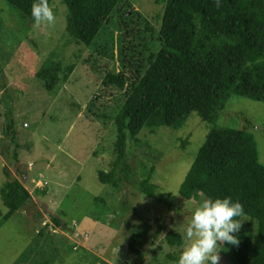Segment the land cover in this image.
I'll return each instance as SVG.
<instances>
[{"label":"rangeland","instance_id":"374dc122","mask_svg":"<svg viewBox=\"0 0 264 264\" xmlns=\"http://www.w3.org/2000/svg\"><path fill=\"white\" fill-rule=\"evenodd\" d=\"M128 1L158 27L163 0ZM50 6L55 24L30 27L0 0V49H5L0 50V189L10 177L23 182L31 194L27 205L7 219L0 198V264H30L43 257L51 264H176L184 244L169 246L165 236L174 231L183 238L192 211L203 198L170 207L166 193L177 195L211 128H243L238 113L252 122L249 133L264 165V102L230 95L210 121L191 113L179 127H144L129 143L132 180L119 189L103 184L97 172L111 167L116 131L111 123L86 117L85 111L104 70L119 69L117 45L112 61L69 41L67 6L63 0H52ZM47 61L74 66L52 91L37 77ZM11 117L13 131L8 129ZM145 178L159 185L162 199L141 192L139 183ZM125 198L131 201L134 215L149 222L161 219L160 235L156 225L148 232L144 262L127 248L129 232L121 206ZM55 217L60 227L53 222ZM133 221L139 223L138 217ZM241 230L242 226L239 240ZM236 247L225 245L219 264H237Z\"/></svg>","mask_w":264,"mask_h":264},{"label":"trees","instance_id":"16d2710c","mask_svg":"<svg viewBox=\"0 0 264 264\" xmlns=\"http://www.w3.org/2000/svg\"><path fill=\"white\" fill-rule=\"evenodd\" d=\"M4 1L23 23L34 24L31 8L36 0ZM63 2L69 41L93 48L112 61L117 45L119 69L104 70L85 111L86 117L111 123L116 131L111 167L97 172L103 184L119 189L132 180L129 143L144 127H179L191 113L210 121L230 95L264 102V0H163L158 27L128 0ZM73 70V65L65 66L62 61H47L37 77L52 91ZM238 115L244 120L243 128L209 130L177 195L166 193L165 203L172 207L173 203L215 196L239 200L248 220L242 221V238L235 248L237 264H264V165L249 133L252 122L243 113ZM8 129L15 130L12 117ZM139 188L152 199H162L159 185L149 178L141 180ZM0 198L7 219L27 205L31 194L23 182L9 177ZM121 206L129 232L127 248L144 262L148 232L156 225V235H160L161 219L149 222L134 215L128 198ZM53 222L62 225L56 217ZM165 241L175 248L184 244L174 231L166 234ZM30 264H51V260L43 257Z\"/></svg>","mask_w":264,"mask_h":264},{"label":"clouds","instance_id":"9594fccd","mask_svg":"<svg viewBox=\"0 0 264 264\" xmlns=\"http://www.w3.org/2000/svg\"><path fill=\"white\" fill-rule=\"evenodd\" d=\"M35 26L54 25L56 15L48 0H36L31 8ZM248 220L243 204L231 196L207 197L192 211L183 232L184 246L176 264H219L225 245H238L237 233Z\"/></svg>","mask_w":264,"mask_h":264}]
</instances>
